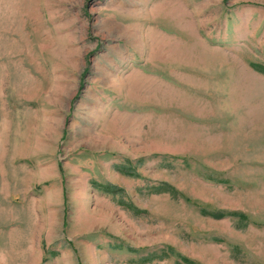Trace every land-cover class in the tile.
<instances>
[{
  "label": "rangeland",
  "instance_id": "rangeland-1",
  "mask_svg": "<svg viewBox=\"0 0 264 264\" xmlns=\"http://www.w3.org/2000/svg\"><path fill=\"white\" fill-rule=\"evenodd\" d=\"M260 69L264 0H0V264H264Z\"/></svg>",
  "mask_w": 264,
  "mask_h": 264
},
{
  "label": "trees",
  "instance_id": "trees-1",
  "mask_svg": "<svg viewBox=\"0 0 264 264\" xmlns=\"http://www.w3.org/2000/svg\"><path fill=\"white\" fill-rule=\"evenodd\" d=\"M259 69V68H258ZM259 71L264 72V69H260ZM154 193H168L169 195H174L171 188L166 186V185H161L159 187H157L156 189L153 190ZM203 215H207L213 219H222L224 217H237L239 220H244V216L242 215H238V214H233V213H224V212H215V213H206V212H201ZM166 253V252H165ZM167 254H171L170 250H167ZM166 255V254H165ZM178 262L180 261L182 264H192L191 262H189L187 259L176 256ZM149 259H143L142 262H148Z\"/></svg>",
  "mask_w": 264,
  "mask_h": 264
}]
</instances>
